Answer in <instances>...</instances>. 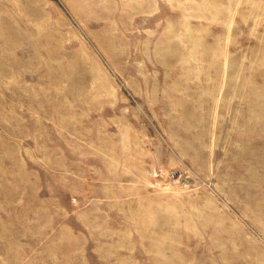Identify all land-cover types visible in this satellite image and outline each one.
Listing matches in <instances>:
<instances>
[{
    "label": "rangeland",
    "instance_id": "374dc122",
    "mask_svg": "<svg viewBox=\"0 0 264 264\" xmlns=\"http://www.w3.org/2000/svg\"><path fill=\"white\" fill-rule=\"evenodd\" d=\"M0 264H264V0H0Z\"/></svg>",
    "mask_w": 264,
    "mask_h": 264
}]
</instances>
